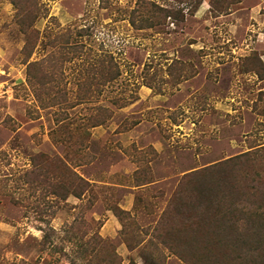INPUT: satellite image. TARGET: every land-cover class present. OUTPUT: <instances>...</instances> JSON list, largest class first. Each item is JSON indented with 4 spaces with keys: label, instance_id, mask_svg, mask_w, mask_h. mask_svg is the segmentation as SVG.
Masks as SVG:
<instances>
[{
    "label": "rangeland",
    "instance_id": "obj_1",
    "mask_svg": "<svg viewBox=\"0 0 264 264\" xmlns=\"http://www.w3.org/2000/svg\"><path fill=\"white\" fill-rule=\"evenodd\" d=\"M246 175L264 191V0H0V264H219L163 240Z\"/></svg>",
    "mask_w": 264,
    "mask_h": 264
},
{
    "label": "trees",
    "instance_id": "obj_2",
    "mask_svg": "<svg viewBox=\"0 0 264 264\" xmlns=\"http://www.w3.org/2000/svg\"><path fill=\"white\" fill-rule=\"evenodd\" d=\"M142 20L150 22V26L153 24L151 18ZM99 60L98 75L89 76L88 80L90 83L95 80L102 92L107 84L121 76V70L112 56L103 54ZM120 100L115 97L112 103L121 108L127 102ZM97 110L98 119L93 121L92 126L102 125L113 116V110L105 105L98 106ZM246 155L249 161L252 160L250 152ZM242 157L245 156L231 159V166L238 165ZM72 176L73 186L79 184L86 190L91 187L88 179L73 170ZM245 179L249 182L242 184L233 176L213 177L215 181L212 183H203L198 189H192L190 192L195 194L193 197L196 199L187 207L188 211L179 209V213L183 214L179 237L176 236L175 224L170 225L163 244L185 260L206 256L219 264H264V191L257 190L259 186L250 175H246ZM242 227L244 229L240 231ZM199 243L204 244V250L194 248ZM147 257L149 264H160L155 258Z\"/></svg>",
    "mask_w": 264,
    "mask_h": 264
}]
</instances>
